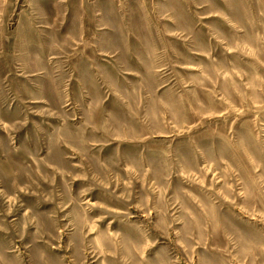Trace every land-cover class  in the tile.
I'll list each match as a JSON object with an SVG mask.
<instances>
[{
    "label": "rangeland",
    "instance_id": "374dc122",
    "mask_svg": "<svg viewBox=\"0 0 264 264\" xmlns=\"http://www.w3.org/2000/svg\"><path fill=\"white\" fill-rule=\"evenodd\" d=\"M0 264H264V0H0Z\"/></svg>",
    "mask_w": 264,
    "mask_h": 264
}]
</instances>
